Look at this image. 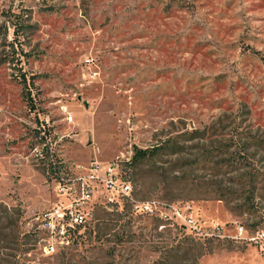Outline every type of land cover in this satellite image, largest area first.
Here are the masks:
<instances>
[{"label":"rangeland","instance_id":"obj_1","mask_svg":"<svg viewBox=\"0 0 264 264\" xmlns=\"http://www.w3.org/2000/svg\"><path fill=\"white\" fill-rule=\"evenodd\" d=\"M257 229L264 0H0V264H264Z\"/></svg>","mask_w":264,"mask_h":264},{"label":"trees","instance_id":"obj_2","mask_svg":"<svg viewBox=\"0 0 264 264\" xmlns=\"http://www.w3.org/2000/svg\"><path fill=\"white\" fill-rule=\"evenodd\" d=\"M24 82H26L25 75H23ZM28 98H30V92L28 90ZM37 136L40 138V142H44V139L42 138V135H40V131H37ZM161 149L160 146H153L150 148H135L134 152L130 158L129 161L126 162V164H137L142 162L145 159H148L152 157L153 155L157 154V152ZM42 159L44 160V165L46 166V169L53 174V176L59 180L62 181L63 178H65V173L67 170L63 167V165L57 161V159L53 158V154L49 150V147L42 148ZM126 178V177H124ZM129 179V178H126Z\"/></svg>","mask_w":264,"mask_h":264},{"label":"built area","instance_id":"obj_3","mask_svg":"<svg viewBox=\"0 0 264 264\" xmlns=\"http://www.w3.org/2000/svg\"><path fill=\"white\" fill-rule=\"evenodd\" d=\"M69 120H71V116L69 117ZM118 167H120L119 163H118ZM124 179L130 181L129 179H126V178H124ZM60 182H63V181H60ZM143 209L145 211H147V212H152V210H153L150 203H144L143 204ZM79 222H81V216L73 214L71 216L70 220L68 221V224H69V226L74 227V225L78 224ZM239 230H240L241 233L244 231L243 227H240ZM65 231H67V230L65 229ZM248 239L252 240V241H255V242L264 243V229H257L256 231L252 232L249 235Z\"/></svg>","mask_w":264,"mask_h":264}]
</instances>
